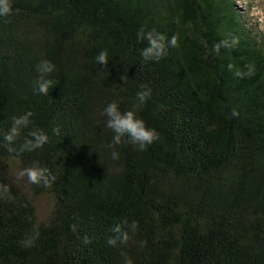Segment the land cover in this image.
<instances>
[{
  "label": "trees",
  "instance_id": "trees-1",
  "mask_svg": "<svg viewBox=\"0 0 264 264\" xmlns=\"http://www.w3.org/2000/svg\"><path fill=\"white\" fill-rule=\"evenodd\" d=\"M11 4L13 14L0 17V264H264V31L233 0ZM141 28L176 44L145 61ZM103 50L107 65L96 62ZM44 59L56 83L39 95ZM144 87L151 96L137 111ZM112 101L160 138L144 151L110 147L102 110ZM27 112L32 123L11 146L32 128L49 141L9 152L4 135ZM10 159L55 179L30 183L26 194ZM41 194L54 201L46 220L33 201ZM124 221L128 240L109 245Z\"/></svg>",
  "mask_w": 264,
  "mask_h": 264
},
{
  "label": "clouds",
  "instance_id": "clouds-1",
  "mask_svg": "<svg viewBox=\"0 0 264 264\" xmlns=\"http://www.w3.org/2000/svg\"><path fill=\"white\" fill-rule=\"evenodd\" d=\"M13 14V8L11 0H0V17H7ZM137 39L146 42V46L141 50V56L145 61H158L162 59L167 53V47L169 45L175 46L176 38L172 37L170 40L165 36V34L152 30H145L141 28L137 33ZM233 44L238 43L237 40L233 39ZM108 53L106 50L101 51L96 56V62L100 65H107L108 63ZM56 70L55 64L48 59L41 60L36 65V71L39 74L38 79L34 84V92L39 95H47L49 89L53 87L56 83L53 79L49 78L52 73ZM254 69H249L248 75H251ZM237 76L241 75L240 72L236 73ZM124 80L125 77L121 76ZM151 96V90L144 87L143 90L137 91V111L139 108L147 103ZM137 111H121L120 105L116 101L108 103L102 110V114L106 117V127L111 129L113 136L110 147L115 148L116 145L122 143H130L138 147L139 150L144 151L159 137V133L152 127H149L144 119L137 115ZM31 112L24 113L20 116H15L12 119V126L9 132L4 135L5 147H7L9 152L23 153L32 152L36 149L43 147L44 144L48 143L49 136L43 130L32 128L26 136L23 137V143L20 145L19 149H15L11 146V143L23 135L24 129H29L31 125ZM55 134H59V129H53ZM119 152L113 150L112 158L119 159ZM21 175H27L28 180L33 184H43L44 186H50L51 181L55 179L47 169L34 167L25 170ZM4 192L8 189L4 188ZM127 221L122 224H117L112 231L116 235L109 238L108 244L111 246H116L119 241L120 244L125 243L128 240L127 232L122 231L123 225H126ZM73 231H75L76 226L73 225ZM136 227L135 222L131 225L134 230ZM38 235V233H37ZM35 239V238H33ZM33 243V240L26 242L27 245ZM127 264H131L128 260Z\"/></svg>",
  "mask_w": 264,
  "mask_h": 264
},
{
  "label": "rangeland",
  "instance_id": "rangeland-1",
  "mask_svg": "<svg viewBox=\"0 0 264 264\" xmlns=\"http://www.w3.org/2000/svg\"><path fill=\"white\" fill-rule=\"evenodd\" d=\"M233 10L240 15V18L253 29L256 23L260 30L264 31V0H233ZM9 173L23 192L30 194V181L23 172L16 160H8ZM37 217L39 220H46L53 208V198L49 194H41L34 199Z\"/></svg>",
  "mask_w": 264,
  "mask_h": 264
}]
</instances>
